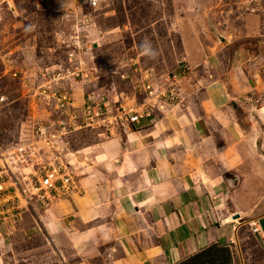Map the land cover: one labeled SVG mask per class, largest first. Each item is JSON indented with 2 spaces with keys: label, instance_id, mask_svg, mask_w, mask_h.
Returning <instances> with one entry per match:
<instances>
[{
  "label": "rangeland",
  "instance_id": "374dc122",
  "mask_svg": "<svg viewBox=\"0 0 264 264\" xmlns=\"http://www.w3.org/2000/svg\"><path fill=\"white\" fill-rule=\"evenodd\" d=\"M91 1L0 0V98L5 97L0 100V171L2 155L12 163L9 154L35 142L36 123L64 118L44 92L69 93L79 109L91 95L145 108L151 117L131 131L89 128L72 133L56 150L36 145L41 151L30 164L35 170L38 164L49 168L61 160L70 170L72 153L111 141L124 145L130 132H158L160 158L169 155L176 174L194 166L188 154L200 158L215 144L227 155L224 163L237 169V188L251 186L248 199L263 202L264 0H99L97 7ZM29 25L33 30L25 32ZM144 38L159 51L155 61L140 52ZM204 135L210 145L202 152L197 145ZM181 136L196 144L184 151ZM73 158L78 162L80 157ZM217 162L193 168L225 166ZM11 166L27 191L26 197L18 189L3 194L11 195L14 204L6 206L13 208L0 225V264L80 261L71 249H57L40 224V212L56 200L42 204L32 199L27 207L26 198L37 194L28 180L23 183L27 178L35 182L33 168ZM231 166L223 173L226 180L238 178ZM19 198L25 205L17 210ZM263 215L264 204L251 219ZM238 234L237 264H262L259 235L250 225Z\"/></svg>",
  "mask_w": 264,
  "mask_h": 264
},
{
  "label": "crops",
  "instance_id": "0c3cea01",
  "mask_svg": "<svg viewBox=\"0 0 264 264\" xmlns=\"http://www.w3.org/2000/svg\"><path fill=\"white\" fill-rule=\"evenodd\" d=\"M143 133H128L124 145L111 141L77 152L78 162L67 158L76 190L40 212L50 242L80 256L75 264H181L212 246L230 249L237 264L238 230L252 228L256 220L264 256V215L251 219L264 201L248 199L254 191L249 185L237 188V169L224 163V150L214 144L211 154L187 156L193 167L208 161L225 166L176 174L172 158H160L158 132ZM180 139L184 151L196 144L189 136ZM205 145H210L207 135L197 146L203 152ZM229 165L238 178L224 179ZM235 214L241 217L238 224Z\"/></svg>",
  "mask_w": 264,
  "mask_h": 264
},
{
  "label": "built area",
  "instance_id": "2783aa9c",
  "mask_svg": "<svg viewBox=\"0 0 264 264\" xmlns=\"http://www.w3.org/2000/svg\"><path fill=\"white\" fill-rule=\"evenodd\" d=\"M90 3L93 7H97L99 5V0H92ZM13 76L17 77L18 74L15 73ZM43 94H49L46 95L49 98L48 102L55 101L57 104L56 110L59 111L61 115L64 116V118L60 121L48 120L46 122L36 123L33 132L35 142L29 144L27 147L15 150V154L17 153L15 156L14 153L9 154V159H11L12 163H10L8 159H5V155H2L1 162L3 166L1 167L2 172L0 171V225L2 222L4 223V217L7 213H10V210L13 208H6V206L14 204L11 203V195H7L5 198H3V194L8 192L10 189H18L21 193L23 192V196L25 195L26 197L27 189H22L21 182L17 177H15L14 171L12 170V164H27L34 170L35 182L32 181V178L31 181L30 178H27L24 179L23 182L25 183L26 180H28L30 185L34 188L33 190L37 191L35 196H29V198H26L27 207L30 206L32 199H36L42 204L52 203L55 200L57 201L58 199L67 195L72 190H76V183L70 173L69 166H66L62 160L61 164H50L49 168H47V166H41V164H38L37 170H35V165H30L37 156V153L41 151V148H39L40 150L36 149V145L41 144L50 150H56L57 144L64 142V138L72 133L89 128H106L108 132H111V130L114 131L116 129L118 131L120 129H124L125 132L131 131V127L135 124H139L140 121L144 119V117H151V112H147L145 108L136 110L134 108L128 107V105H124V103H121L120 100H116L115 104H111V100L106 97L96 98L90 95L89 103L83 108L79 109L77 106H75V104L72 103L69 93L50 91V93L44 92ZM0 100L2 102L5 101V97L2 96ZM56 160H59V158ZM3 174L5 176H3ZM4 177L7 179L9 178V181H2ZM9 182L12 183L11 188L7 186ZM22 203L23 201L19 198L17 210ZM23 205L25 204L23 203ZM256 225V222L252 223V228L255 233L258 232Z\"/></svg>",
  "mask_w": 264,
  "mask_h": 264
},
{
  "label": "trees",
  "instance_id": "16d2710c",
  "mask_svg": "<svg viewBox=\"0 0 264 264\" xmlns=\"http://www.w3.org/2000/svg\"><path fill=\"white\" fill-rule=\"evenodd\" d=\"M181 264H233L231 250L212 246Z\"/></svg>",
  "mask_w": 264,
  "mask_h": 264
},
{
  "label": "clouds",
  "instance_id": "9594fccd",
  "mask_svg": "<svg viewBox=\"0 0 264 264\" xmlns=\"http://www.w3.org/2000/svg\"><path fill=\"white\" fill-rule=\"evenodd\" d=\"M32 30V26L30 25L25 28V32H31ZM138 47L141 54L146 58V60L155 61L159 56L158 49L153 46L152 41L148 38H144L139 43Z\"/></svg>",
  "mask_w": 264,
  "mask_h": 264
},
{
  "label": "water",
  "instance_id": "95a60500",
  "mask_svg": "<svg viewBox=\"0 0 264 264\" xmlns=\"http://www.w3.org/2000/svg\"><path fill=\"white\" fill-rule=\"evenodd\" d=\"M239 218H240V215L237 214V215H235L234 220H237V219H239Z\"/></svg>",
  "mask_w": 264,
  "mask_h": 264
},
{
  "label": "bare ground",
  "instance_id": "6f19581e",
  "mask_svg": "<svg viewBox=\"0 0 264 264\" xmlns=\"http://www.w3.org/2000/svg\"><path fill=\"white\" fill-rule=\"evenodd\" d=\"M76 154H79V153H74V154L72 153L71 156H73V157L76 158V156H75ZM232 219H233V218H232ZM233 221H234V220H233ZM229 222H230V221H229ZM225 223H226V222H225Z\"/></svg>",
  "mask_w": 264,
  "mask_h": 264
}]
</instances>
